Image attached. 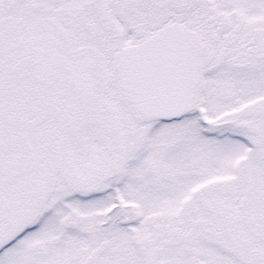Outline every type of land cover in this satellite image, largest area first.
<instances>
[{
  "label": "snow or ice",
  "instance_id": "obj_1",
  "mask_svg": "<svg viewBox=\"0 0 264 264\" xmlns=\"http://www.w3.org/2000/svg\"><path fill=\"white\" fill-rule=\"evenodd\" d=\"M0 264H264V0H0Z\"/></svg>",
  "mask_w": 264,
  "mask_h": 264
}]
</instances>
